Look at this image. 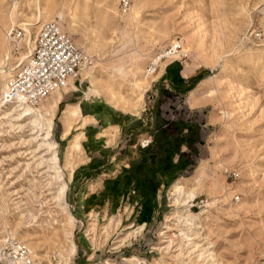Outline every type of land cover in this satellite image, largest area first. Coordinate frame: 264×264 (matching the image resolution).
<instances>
[{
    "label": "rangeland",
    "instance_id": "obj_1",
    "mask_svg": "<svg viewBox=\"0 0 264 264\" xmlns=\"http://www.w3.org/2000/svg\"><path fill=\"white\" fill-rule=\"evenodd\" d=\"M120 1L0 0L4 69L28 52L37 2L31 37L55 20L83 54L48 132L0 87V247L15 238L46 264H259L264 0Z\"/></svg>",
    "mask_w": 264,
    "mask_h": 264
},
{
    "label": "built area",
    "instance_id": "obj_2",
    "mask_svg": "<svg viewBox=\"0 0 264 264\" xmlns=\"http://www.w3.org/2000/svg\"><path fill=\"white\" fill-rule=\"evenodd\" d=\"M120 5L126 11L130 0H121ZM8 32L13 52L18 53L14 46L24 37V33L18 27ZM32 44L31 54L23 63L17 64L7 79V101L38 105L52 93L66 88L83 62L82 52L62 30L58 21L42 24L33 36ZM232 176L235 177L234 174ZM0 264L46 263L34 259L29 247L23 242L10 239L0 250ZM259 264H264V260Z\"/></svg>",
    "mask_w": 264,
    "mask_h": 264
},
{
    "label": "bare ground",
    "instance_id": "obj_3",
    "mask_svg": "<svg viewBox=\"0 0 264 264\" xmlns=\"http://www.w3.org/2000/svg\"><path fill=\"white\" fill-rule=\"evenodd\" d=\"M39 2H40V0H39ZM39 2H37V3H35V5H34V9H35V12H36V14L33 16V19L31 20L33 23H29V22H24L23 23V25H22V28H23V30H24V32L25 33H27V34H29V38H28V40H26V41H28L27 43H26V46L28 47H26L27 48V54L26 55H24L23 57H19L20 59L14 64V66L11 68V69H4L6 66H7V62H8V60H9V57H10V55H9V53H7V52H5V55H1L0 54V87H6V82H7V79L11 76V74H12V72H13V70L16 68V66H17V64H20V63H23L27 58H28V56L31 54V51H32V46H33V44H32V37H31V33H30V26H34V25H39L40 23H42L44 20H45V13L43 12V9H42V7H41V5H40V3ZM45 23H47V22H45ZM36 27V26H35ZM8 39H9V37H8ZM10 40V39H9ZM20 41V40H19ZM17 46V47H16ZM14 48H16L17 49V51L19 50V47H18V42H17V44L14 46ZM177 48V47H176ZM171 51H174L173 49H171ZM12 54L14 55V54H16V53H14L13 52V49H12ZM153 69V67L151 68V70ZM81 71H82V76L83 77H85V76H87V71H86V68L84 67H82V69H81ZM73 78V77H72ZM71 79V78H70ZM90 80V79H89ZM90 82H91V84L92 85H94V78H91V80H90ZM70 87H72V85L70 84V83H68V86L66 87V88H64L62 91H56V92H54V93H52L51 94V98H53L52 100H53V105L52 106H50V104H48V109H45V108H42L41 106V108H39V107H35L34 108V105H29V104H23V103H17V102H10V101H7L6 99H5V93H4V100H3V104H10L11 105V107H15L16 108V110H17V108H19L21 111H22V113L23 114H27V113H29L30 115H31V113H32V115L34 116V119L35 120H38L37 122L39 123V125L41 126V127H45L46 128V130H47V132L50 130V128H51V125H50V122H51V118H52V114H51V110H52V108H53V106H55L58 102H59V100H60V97H61V93L62 92H66V91H68V89L70 88ZM90 92H93V93H97L98 91H96L95 89H93V90H90ZM42 103V102H41ZM40 104V103H39ZM38 104V105H39ZM35 106H37V105H35ZM14 108V109H15ZM53 112V111H52ZM23 114H21L20 113V115H23ZM29 117V116H28ZM31 120H32V118H31ZM35 120H34V122H35ZM33 121V120H32ZM34 122H32V123H34ZM37 123V124H38ZM35 125V124H34ZM41 127H39V128H41ZM38 128V129H39ZM48 134V133H47ZM52 160H54L55 161V157H53V159ZM65 184H63V185H61V187H60V191L62 192L64 189H65ZM171 192L173 193V192H177L178 194H181V195H183V188L178 184V183H176V184H174L173 186H172V188H171ZM193 197H194V193L193 192H188V193H186L185 194V198H183V200H182V204L184 205L185 203H187V201L189 202L190 200H192L193 199ZM179 203V202H178ZM60 209H61V211L65 214V216H66V226L65 227H67V226H69L70 224H71V222H72V220H73V216H72V214H70V212H68L67 210H66V208L65 207H60ZM29 216V215H28ZM27 216V217H28ZM195 218H197V214L195 215V214H192L190 211H188V210H184V211H181V213H179L178 215H177V221L180 223V224H183V226H185V227H190L192 224H193V222H194V219ZM179 224V225H180ZM180 230H182V229H180ZM69 234L67 233V232H65V237H67ZM183 238L185 237V234H183L182 233V235H181ZM10 239H14V240H16L15 238H12V237H8L7 239H5V241H4V243H3V245L0 247V250L1 249H3V247L6 245V243L10 240ZM18 241V240H17ZM20 242V241H19ZM25 244V243H24ZM28 246V245H27ZM29 247V246H28ZM30 249V248H29ZM30 251H31V249H30ZM31 253H32V251H31ZM32 256H33V253H32ZM34 258V257H33Z\"/></svg>",
    "mask_w": 264,
    "mask_h": 264
},
{
    "label": "trees",
    "instance_id": "obj_4",
    "mask_svg": "<svg viewBox=\"0 0 264 264\" xmlns=\"http://www.w3.org/2000/svg\"><path fill=\"white\" fill-rule=\"evenodd\" d=\"M93 198H94V195H91L88 199H87V202L90 203L91 201H93ZM91 206V204L89 205ZM90 208V207H88Z\"/></svg>",
    "mask_w": 264,
    "mask_h": 264
}]
</instances>
